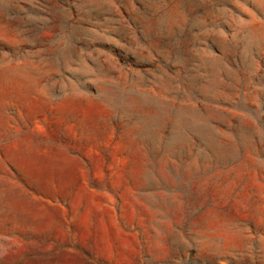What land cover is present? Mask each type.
I'll use <instances>...</instances> for the list:
<instances>
[{"label": "rangeland", "instance_id": "374dc122", "mask_svg": "<svg viewBox=\"0 0 264 264\" xmlns=\"http://www.w3.org/2000/svg\"><path fill=\"white\" fill-rule=\"evenodd\" d=\"M0 264H264V0H0Z\"/></svg>", "mask_w": 264, "mask_h": 264}]
</instances>
